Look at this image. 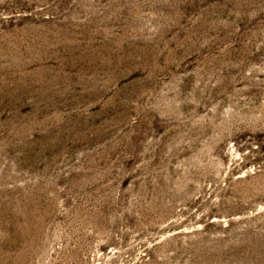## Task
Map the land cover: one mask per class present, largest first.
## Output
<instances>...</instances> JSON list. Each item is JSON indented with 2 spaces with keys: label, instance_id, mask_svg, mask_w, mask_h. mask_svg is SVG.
Returning <instances> with one entry per match:
<instances>
[{
  "label": "rangeland",
  "instance_id": "obj_1",
  "mask_svg": "<svg viewBox=\"0 0 264 264\" xmlns=\"http://www.w3.org/2000/svg\"><path fill=\"white\" fill-rule=\"evenodd\" d=\"M0 264H264V0H0Z\"/></svg>",
  "mask_w": 264,
  "mask_h": 264
}]
</instances>
